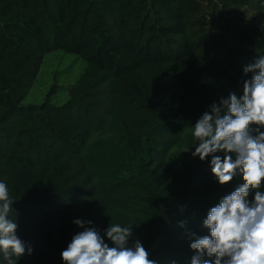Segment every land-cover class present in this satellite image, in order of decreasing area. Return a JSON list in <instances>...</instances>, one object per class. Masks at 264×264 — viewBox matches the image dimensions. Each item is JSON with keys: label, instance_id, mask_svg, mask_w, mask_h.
Returning a JSON list of instances; mask_svg holds the SVG:
<instances>
[{"label": "trees", "instance_id": "obj_1", "mask_svg": "<svg viewBox=\"0 0 264 264\" xmlns=\"http://www.w3.org/2000/svg\"><path fill=\"white\" fill-rule=\"evenodd\" d=\"M56 51L81 59L82 76L63 105L23 107ZM260 56L264 0H0V181L32 248L17 264H64L76 219L110 247L105 229L120 224L156 264H191L208 211L244 183L237 170L221 185L211 155L192 156V130L243 95Z\"/></svg>", "mask_w": 264, "mask_h": 264}, {"label": "clouds", "instance_id": "obj_2", "mask_svg": "<svg viewBox=\"0 0 264 264\" xmlns=\"http://www.w3.org/2000/svg\"><path fill=\"white\" fill-rule=\"evenodd\" d=\"M243 71L253 74L243 83V95L232 92L213 103L192 130L196 141L192 156L204 161L211 155V171L221 185L237 170L244 183L208 211L203 225L210 234L190 243L196 253L191 264H264V192L259 191L264 182V56ZM218 152L223 158L215 155ZM229 153L236 154L235 160ZM250 189L256 190L252 201L246 199ZM12 204L8 186L0 181V254L6 264H17L26 252L32 254L17 235V223L8 218ZM73 223L83 231L61 252L64 264H156L139 240L129 246L131 227L114 224L105 229L114 245L110 247L92 221Z\"/></svg>", "mask_w": 264, "mask_h": 264}, {"label": "rangeland", "instance_id": "obj_3", "mask_svg": "<svg viewBox=\"0 0 264 264\" xmlns=\"http://www.w3.org/2000/svg\"><path fill=\"white\" fill-rule=\"evenodd\" d=\"M84 70L85 63L75 55L62 51L46 55L22 106H38L46 99L56 106L63 105L68 99V90L76 85Z\"/></svg>", "mask_w": 264, "mask_h": 264}]
</instances>
